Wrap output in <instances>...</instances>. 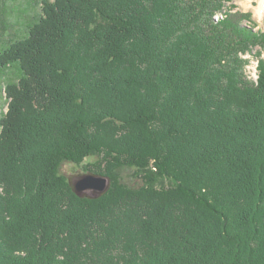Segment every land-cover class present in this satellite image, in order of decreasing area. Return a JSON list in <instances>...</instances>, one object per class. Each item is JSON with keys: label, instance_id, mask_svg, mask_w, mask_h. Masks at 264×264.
<instances>
[{"label": "trees", "instance_id": "obj_1", "mask_svg": "<svg viewBox=\"0 0 264 264\" xmlns=\"http://www.w3.org/2000/svg\"><path fill=\"white\" fill-rule=\"evenodd\" d=\"M0 0V264H264V31L237 0ZM229 6L225 19H214ZM28 18V14L25 15ZM14 36V37H13ZM12 76V77H11ZM111 180L82 198L68 162ZM135 170L139 188L122 182Z\"/></svg>", "mask_w": 264, "mask_h": 264}, {"label": "rangeland", "instance_id": "obj_2", "mask_svg": "<svg viewBox=\"0 0 264 264\" xmlns=\"http://www.w3.org/2000/svg\"><path fill=\"white\" fill-rule=\"evenodd\" d=\"M11 8H14L11 16V21L14 23L11 25V28L8 31L7 35H19L22 36L24 33L23 30V24L26 20L29 18H38V16L41 14L38 6L35 4V1L33 0H11ZM261 0H237L235 2L236 9L233 12L240 11V12H246L252 14V19L250 22L244 21L243 24L245 26H253L256 28V31L259 29H262L264 31V14H260L259 10V4ZM229 4L227 7L223 10L217 11L216 15L214 16V19H218L216 22L222 21L225 19V14L229 10ZM28 14V18L25 17V15ZM224 15V16H223ZM223 18V19H222ZM13 36V37H14ZM262 53L261 55L264 56V50L259 48H253L250 52V54L245 55V59L251 60L250 64L246 67V73L247 75L253 76L255 79L258 80V66L259 61L257 60V54ZM12 77V76H11ZM6 97L4 93L2 92V97L0 96V117L1 115H4L7 112V102L5 101ZM99 159L97 157L88 158L84 161L83 165L78 167L75 166L72 163H64L61 166L60 173L64 175L67 180L70 182V184H73L76 180H78L80 177L84 176L85 174H88L86 170V167L91 166L90 164H94ZM122 178V182L133 187V188H139L142 186L143 181L140 178H137L135 174V170L130 169H124L122 171V174L120 175ZM84 195L89 197L97 196V193H94L93 191H87L84 193Z\"/></svg>", "mask_w": 264, "mask_h": 264}, {"label": "water", "instance_id": "obj_3", "mask_svg": "<svg viewBox=\"0 0 264 264\" xmlns=\"http://www.w3.org/2000/svg\"><path fill=\"white\" fill-rule=\"evenodd\" d=\"M70 186L74 193L79 197L98 199L109 191L111 187V180L106 176L90 172L80 177L73 184H70ZM87 191H93L94 193H97V196L89 197L84 195Z\"/></svg>", "mask_w": 264, "mask_h": 264}, {"label": "bare ground", "instance_id": "obj_4", "mask_svg": "<svg viewBox=\"0 0 264 264\" xmlns=\"http://www.w3.org/2000/svg\"><path fill=\"white\" fill-rule=\"evenodd\" d=\"M259 12H260V14L261 15H263L264 14V0H261V2H260V4H259ZM224 16V15H223ZM223 19V18H222ZM216 20H218L217 18H216ZM258 76V75H257Z\"/></svg>", "mask_w": 264, "mask_h": 264}]
</instances>
